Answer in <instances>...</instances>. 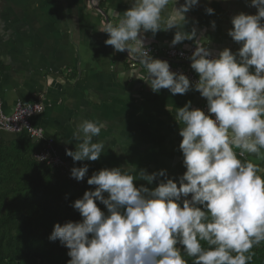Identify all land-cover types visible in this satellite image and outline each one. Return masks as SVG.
<instances>
[{"label": "clouds", "instance_id": "clouds-1", "mask_svg": "<svg viewBox=\"0 0 264 264\" xmlns=\"http://www.w3.org/2000/svg\"><path fill=\"white\" fill-rule=\"evenodd\" d=\"M170 3L173 14L165 17ZM177 3L131 0L127 11L115 13L118 23L105 22L98 31L108 35L105 45L127 51L140 65L132 76L141 77L153 93L194 90L205 99L206 111L188 101L174 112L185 171L175 182L163 169L135 170L136 175L128 167L94 172L87 179L94 190L71 205L81 221L54 224L48 237L68 249L67 264H188L185 256L192 264H250L252 249L264 242V167L241 159L252 155L264 161V0H250L255 15L231 18L227 35L239 45L236 52L212 51L207 38L195 40L186 57L198 75L195 83L171 71L167 61L154 59L143 43L144 33L171 29L176 30L172 47L194 40L195 28L184 31L185 14L199 0H184L179 8ZM205 13L214 10L208 7ZM210 25L215 30V22ZM122 75L127 79L128 73ZM104 127L82 120L73 133L75 150L65 154L73 162L97 161L105 144L94 138ZM87 173V164L73 167L70 178L79 182ZM136 180L157 183L137 187Z\"/></svg>", "mask_w": 264, "mask_h": 264}, {"label": "crops", "instance_id": "crops-1", "mask_svg": "<svg viewBox=\"0 0 264 264\" xmlns=\"http://www.w3.org/2000/svg\"><path fill=\"white\" fill-rule=\"evenodd\" d=\"M89 1L0 0L1 109L7 115L17 102L43 104V113L30 119L32 127L40 129L43 135L40 141H30L37 148L32 155L49 145L52 154L70 170L87 164L89 178L101 169L128 167L133 175L140 170L151 174L163 169L175 182L185 169L178 150L182 138L174 112L188 101L192 108H199L203 98L194 90L184 95H172L167 89L153 93L144 81L137 79L141 77L132 76L137 69L128 67L127 51L115 52L104 43L108 35L98 31L105 22L118 23L120 16L115 13L122 15L127 11L131 0H100L97 11L90 7ZM183 2L178 0L175 7L179 8ZM241 2L199 0L185 14L184 31L195 28L194 40L172 47L170 42L176 30L171 29L158 31L154 36L151 32L144 33V46L185 49L195 45L196 39L208 37L210 50L228 48L236 52L239 45L227 35L232 25L224 9L233 4L231 18L240 13L256 14V8L248 6L250 0H243L242 5ZM208 7L214 10L213 15L205 13ZM172 8L170 3L162 15L173 14ZM212 21L215 30L210 25ZM125 72L127 79L122 75ZM82 120L105 125L94 138L105 144V150L94 162H73L65 154L66 149L75 150L73 133ZM21 137L27 138L22 133H0L3 144ZM241 159L264 167V161L255 156ZM156 183L134 181L137 187L154 188Z\"/></svg>", "mask_w": 264, "mask_h": 264}, {"label": "trees", "instance_id": "trees-1", "mask_svg": "<svg viewBox=\"0 0 264 264\" xmlns=\"http://www.w3.org/2000/svg\"><path fill=\"white\" fill-rule=\"evenodd\" d=\"M35 150L24 137L0 140V264H67L68 249L48 237L54 224L81 221L71 205L95 187L69 184L57 170L31 159ZM252 252L250 264H264V243Z\"/></svg>", "mask_w": 264, "mask_h": 264}, {"label": "built area", "instance_id": "built-area-1", "mask_svg": "<svg viewBox=\"0 0 264 264\" xmlns=\"http://www.w3.org/2000/svg\"><path fill=\"white\" fill-rule=\"evenodd\" d=\"M100 0H90L89 5L92 9L98 10V4ZM149 50L150 55L154 59L167 61L170 65V70L177 73L184 74L190 82L195 83L198 77L190 69L191 61L186 57L191 56L195 50V45L189 46L185 49L175 48H157L154 46L145 47ZM128 67L130 69H138L140 65L130 59L128 55ZM199 109L206 111V101L203 98V103ZM44 111V106L41 103H23L17 102L12 111L5 115L0 106V133L7 134H24L30 141H40L43 139L42 131L40 129L32 127L30 119L36 115H40ZM49 145H46L43 149L32 155V159L40 164H44L51 170H57L63 176V178L72 185H80L87 182L88 176L79 182L70 178V169L65 164L55 157L50 151ZM239 151V150H236ZM40 157L45 159L40 160ZM243 158V157H241Z\"/></svg>", "mask_w": 264, "mask_h": 264}, {"label": "rangeland", "instance_id": "rangeland-1", "mask_svg": "<svg viewBox=\"0 0 264 264\" xmlns=\"http://www.w3.org/2000/svg\"><path fill=\"white\" fill-rule=\"evenodd\" d=\"M203 0H201V2H202ZM242 2H243V0H242ZM242 2H241V5H242ZM235 3V2H234ZM199 4V3H198ZM236 4V3H235ZM203 6V5H202ZM229 8L230 9H227V7L224 9L225 11H227L228 13H226V17L228 16L230 19H231V17L229 16V14H231V11H234V9H233V4H230L229 5ZM231 10V11H230ZM227 23H228V21H226ZM207 37V36H206ZM207 39H208V37H207Z\"/></svg>", "mask_w": 264, "mask_h": 264}]
</instances>
